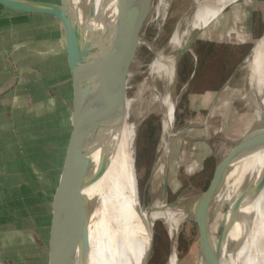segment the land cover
Masks as SVG:
<instances>
[{"label":"rangeland","instance_id":"1","mask_svg":"<svg viewBox=\"0 0 264 264\" xmlns=\"http://www.w3.org/2000/svg\"><path fill=\"white\" fill-rule=\"evenodd\" d=\"M192 1H137L136 8L146 13L128 24V32L130 37L139 38L138 42L141 43L126 65V73L133 79L126 90V96L128 100H137V108L152 98L146 74L149 65L153 63L156 54L166 47L177 21L189 11ZM0 29L15 38L19 64L16 67L17 78L13 80L16 91L12 97L24 100L26 105H21V108L12 107L14 134L18 137L24 135L19 130L20 123L29 132L39 129L49 132V136L52 135L51 149L56 146V138L62 133L63 139L58 142L59 146H63L66 166L73 131L74 84L68 56L62 47L61 23L52 16L26 14V20L18 18L16 21H2ZM202 32L193 51H188L179 61L176 81L172 85V99L167 102V106L174 102L169 119L178 134L172 139L169 189L165 203H172L179 196L188 200L205 192L211 184L217 164L257 125L252 113L247 112L245 103L239 100L244 94L245 85L239 67L264 34V0H243L230 5L218 20ZM211 83L217 88L205 90L204 86ZM158 89L162 90L161 83ZM162 100L133 130L134 175L142 206L144 201L148 205L152 200L149 189H145L159 157L158 148L165 117L163 110L167 109V106L162 107ZM147 104L150 105L151 101ZM2 119H5L4 115ZM129 123L135 124L132 114ZM123 174L114 185L118 196L123 194L126 187ZM232 175L236 176V173L232 171ZM223 209L227 212L228 205L225 204ZM214 227L215 224H209L208 229L214 230ZM231 230L235 247L229 253L228 261L223 264H234L238 256L239 228ZM199 240L198 224L186 222L180 225L175 246L178 264H198ZM37 247L26 243L17 250L5 253L11 258L10 264L46 262L51 251L41 253ZM223 248L228 247L224 244ZM171 256L169 228L163 222H156L144 237L142 263L145 260L146 264H169Z\"/></svg>","mask_w":264,"mask_h":264},{"label":"bare ground","instance_id":"2","mask_svg":"<svg viewBox=\"0 0 264 264\" xmlns=\"http://www.w3.org/2000/svg\"><path fill=\"white\" fill-rule=\"evenodd\" d=\"M137 1L72 0L77 11L81 6L89 7L91 3L95 7L96 16L92 19L84 17L85 12L78 11V23L82 25L85 35L97 33L98 36V68L101 77L109 87V89L107 86L102 89L110 129L103 136L102 144L90 153L93 163L90 176L88 174L83 176L82 168L76 158L73 155L70 157L58 206L60 221L54 264H143L144 237L158 220L165 221L174 246L177 245L181 218L173 208L165 206L164 198H160L166 161L157 164L148 187L153 199L151 208L144 210L140 205L139 190L136 175H134L133 130L147 117L151 109L159 106L158 101L161 98L164 99L160 102L163 108L167 106V102L171 101L172 85L176 81L178 63L183 57L179 56V53L187 47L193 35L198 31H204L218 20L230 5L243 0L192 1L189 11L177 21L166 47L156 54V58L146 72L147 84L152 93L151 104H147L150 101H145L146 104L143 103L140 108H137L136 99H127L126 120L120 126L111 108L114 104L113 99H116L118 95L111 66L113 58H116L121 66L125 65L140 47L141 42L138 41H134L129 47L125 45L123 27L125 23L135 21L143 12L136 8ZM192 51L191 49L190 52ZM239 72L243 74L245 84L244 94L239 100L245 103L247 112L252 113L254 122L258 125L264 115V34L240 66ZM132 81V77L127 74L126 90ZM159 83L162 84L161 91L158 89ZM173 106L172 101L167 109L163 110L167 115L163 121L158 152L163 146L165 137L170 132H174V126L170 124L169 119L171 115L169 112ZM131 114L135 118V124L132 125L129 123ZM105 153L109 157L108 169L96 182L92 176L98 171ZM263 168L264 151L257 152L232 167L229 174L231 180L226 179L230 181L225 182L223 195L214 201L216 208L212 211L209 224H215L216 228L208 231L209 238L206 246L208 260L213 259L216 254L220 229L222 230L224 226L227 228L231 224V228H239L240 241L234 264H264V190L258 195H255L254 191L246 193L236 218L232 217V207L245 190L244 187L247 185L248 188L252 186L251 189H254ZM158 171H160L159 174ZM232 171L236 173V176L232 175ZM122 172L126 187L123 194L118 196L114 185L120 180ZM180 201L182 202H179L177 209L185 204L183 199ZM225 204L228 205L227 212L223 209ZM233 219H235L234 223ZM232 234L230 229L225 238L224 244L228 248H223L222 264L228 261L229 253L234 250ZM178 261V254L174 247L169 264H178Z\"/></svg>","mask_w":264,"mask_h":264},{"label":"water","instance_id":"3","mask_svg":"<svg viewBox=\"0 0 264 264\" xmlns=\"http://www.w3.org/2000/svg\"><path fill=\"white\" fill-rule=\"evenodd\" d=\"M0 5L13 10L15 12L27 14V15H43L52 16L57 18L61 23L62 32V47L66 51L69 66L73 76L74 84V117H73V131L71 135V143L68 153L67 165H64L63 175L59 184V188L55 198L54 209V221L53 232L50 242V263H55L57 256V240L59 235V212L58 206L61 198L63 182L66 177L67 166L69 165L70 157L76 158L78 164L82 168L83 176H86L92 168V159L90 153L102 143L103 136L108 133L110 129V123L108 122L106 111V101L104 99L103 87L107 86L103 78L100 75L98 68V36L97 33H91V35H85L82 25L78 23L79 12H85L84 17L94 18L96 16L95 7L91 3L89 7L85 6L79 8V12L72 4V0H59L58 3H54L48 0H0ZM141 12L140 14L144 13ZM130 23V22H129ZM124 24L125 45L130 46L134 41H138L139 38L129 36L128 24ZM202 31L196 32L187 47L180 51L179 56H185V54L192 49L197 38ZM112 56H114L112 54ZM129 61V60H128ZM126 65L121 66V63L113 58L112 61V73L116 79L118 95L116 99H113L112 111L117 117L120 126H122L126 120ZM240 69V67H239ZM109 89V87L107 86ZM110 103V101H109ZM167 113L165 111L166 116ZM176 136V132H170L164 139L163 146L159 151V157L155 164V167L159 162L166 161V170L164 172L163 190L160 198H166L169 189V161L172 148V139ZM202 140V139H201ZM204 140V139H203ZM209 142V140H204ZM264 151V115L260 123L250 131L232 150V152L220 163L217 164L214 176L209 188L201 195L184 200V206L177 209L179 202H182V196H179L176 201L172 203H165L166 207L174 209L178 217L181 218L180 225L186 222H193L200 226V240L198 246V264H222V252L225 243V238L231 229L230 226L222 228L220 233L219 242L216 249V254L213 259L208 260L206 256V246L209 238V222L214 210V201L217 197L221 196V192L224 190L226 179L228 178L232 167L238 162L252 156L257 152ZM109 157L105 153L102 156L100 167L95 173L93 179L99 181L108 169ZM155 171V169H154ZM154 171L146 186V191L151 183ZM84 178V177H83ZM251 188H253L251 186ZM246 185L244 191L240 197L234 203L232 207V217L236 218L240 206L243 202L244 196L249 191L258 195L264 190V168L256 182L254 189ZM153 204V199L147 205L144 201L142 208L145 210L150 209ZM177 209V211H176ZM233 219V223H234ZM156 222L165 221L158 220ZM166 224V223H165ZM170 235V234H169ZM171 238V236H170ZM172 255L174 251V242L171 238ZM0 264H4L0 260ZM143 264H146L145 260Z\"/></svg>","mask_w":264,"mask_h":264},{"label":"crops","instance_id":"4","mask_svg":"<svg viewBox=\"0 0 264 264\" xmlns=\"http://www.w3.org/2000/svg\"><path fill=\"white\" fill-rule=\"evenodd\" d=\"M18 18L26 20V14L0 5V28L2 21H16ZM9 35L0 29V260L4 264H10L11 259L5 251L17 250L22 244L38 246L41 253L50 251L54 198L65 165L64 149L58 142L63 139L62 133L51 149L52 135L49 136V132L41 129L29 132L20 123L19 130L24 135L18 137L14 134L12 107L21 108L25 101L12 97L16 91L13 80L17 78L19 63L15 38ZM48 257L41 264H49Z\"/></svg>","mask_w":264,"mask_h":264},{"label":"flooded vegetation","instance_id":"5","mask_svg":"<svg viewBox=\"0 0 264 264\" xmlns=\"http://www.w3.org/2000/svg\"><path fill=\"white\" fill-rule=\"evenodd\" d=\"M193 48V47H192ZM214 53V52H213ZM218 53V52H215V54ZM193 79H194V76H193ZM191 82V81H190ZM190 82L188 83V85H190ZM201 84H204L203 82H201ZM205 90H215L217 88L216 85H214V83H211V85H207V86H204ZM172 150V148H171Z\"/></svg>","mask_w":264,"mask_h":264}]
</instances>
